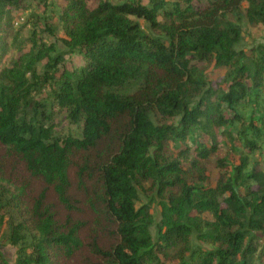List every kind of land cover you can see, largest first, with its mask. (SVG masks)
Returning <instances> with one entry per match:
<instances>
[{
  "label": "trees",
  "instance_id": "1",
  "mask_svg": "<svg viewBox=\"0 0 264 264\" xmlns=\"http://www.w3.org/2000/svg\"><path fill=\"white\" fill-rule=\"evenodd\" d=\"M263 28L264 0H0V264H264Z\"/></svg>",
  "mask_w": 264,
  "mask_h": 264
},
{
  "label": "rangeland",
  "instance_id": "2",
  "mask_svg": "<svg viewBox=\"0 0 264 264\" xmlns=\"http://www.w3.org/2000/svg\"><path fill=\"white\" fill-rule=\"evenodd\" d=\"M43 9H44V7L40 6V11H43ZM24 17H25V21L22 22V24H20L16 28L21 27V25H23L27 21L26 20L27 15H24ZM28 29L30 30V28H28ZM28 35H29L28 31L19 35V40H18L19 43H22L28 37ZM258 44L264 45V28L261 29L260 31L254 30L251 35L245 36L242 43L239 45V49L250 48V47L256 46ZM207 74H208L210 81L221 82L224 78L225 70L216 68L213 65H211L207 69ZM56 122H57L56 123L57 124V131H63L64 130V132H69V131L75 129L74 126L69 124L68 120L65 118L64 115H59L58 118L56 119ZM225 152H226L225 150H222L221 155H225ZM209 169L212 171V172H209L212 175L211 180H212L213 184H215L216 179L218 178V174H217V172L213 171V169L211 167ZM143 201H144V199H143ZM145 202H148V201L145 200ZM152 213H153L156 221H159L160 220V208L158 205H155V204L152 205ZM206 218L211 219V217L209 215H206ZM151 231H152L153 236L155 237L156 236V228L153 227L151 229ZM3 250H4V253H5L8 261L11 264H13L15 262V259H16V251H17L16 248L13 247L12 245H6Z\"/></svg>",
  "mask_w": 264,
  "mask_h": 264
}]
</instances>
